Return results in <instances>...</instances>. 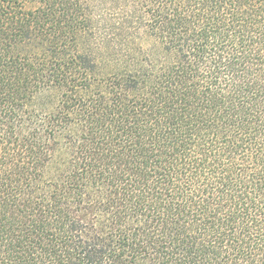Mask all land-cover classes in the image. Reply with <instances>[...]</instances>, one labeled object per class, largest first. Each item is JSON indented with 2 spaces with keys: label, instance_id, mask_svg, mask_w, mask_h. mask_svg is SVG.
<instances>
[{
  "label": "trees",
  "instance_id": "16d2710c",
  "mask_svg": "<svg viewBox=\"0 0 264 264\" xmlns=\"http://www.w3.org/2000/svg\"><path fill=\"white\" fill-rule=\"evenodd\" d=\"M0 264H264V0H0Z\"/></svg>",
  "mask_w": 264,
  "mask_h": 264
}]
</instances>
